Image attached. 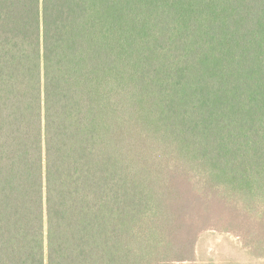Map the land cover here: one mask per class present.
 Returning <instances> with one entry per match:
<instances>
[{
  "label": "trees",
  "instance_id": "obj_1",
  "mask_svg": "<svg viewBox=\"0 0 264 264\" xmlns=\"http://www.w3.org/2000/svg\"><path fill=\"white\" fill-rule=\"evenodd\" d=\"M215 189L264 206V0H0V264L190 259Z\"/></svg>",
  "mask_w": 264,
  "mask_h": 264
},
{
  "label": "rangeland",
  "instance_id": "obj_2",
  "mask_svg": "<svg viewBox=\"0 0 264 264\" xmlns=\"http://www.w3.org/2000/svg\"><path fill=\"white\" fill-rule=\"evenodd\" d=\"M204 202L200 214L189 217L196 233L190 259L175 261L177 254L171 253L155 260H166L159 264H264V206L249 208L222 189L211 190ZM168 247L166 241L159 249Z\"/></svg>",
  "mask_w": 264,
  "mask_h": 264
}]
</instances>
